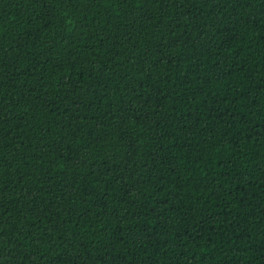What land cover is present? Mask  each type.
I'll list each match as a JSON object with an SVG mask.
<instances>
[{
	"label": "trees",
	"instance_id": "16d2710c",
	"mask_svg": "<svg viewBox=\"0 0 264 264\" xmlns=\"http://www.w3.org/2000/svg\"><path fill=\"white\" fill-rule=\"evenodd\" d=\"M0 264H264V0H0Z\"/></svg>",
	"mask_w": 264,
	"mask_h": 264
}]
</instances>
